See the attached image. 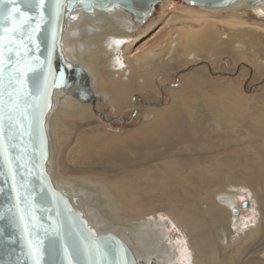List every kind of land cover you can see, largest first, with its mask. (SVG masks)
Here are the masks:
<instances>
[{
  "label": "bare ground",
  "instance_id": "1",
  "mask_svg": "<svg viewBox=\"0 0 264 264\" xmlns=\"http://www.w3.org/2000/svg\"><path fill=\"white\" fill-rule=\"evenodd\" d=\"M162 5L163 14L169 16L168 19H164L165 25L170 27L168 33L156 39L154 45L139 52L132 53L131 44H127L123 57L119 53L133 33L139 30L141 35L147 34L153 25L144 26V29L143 24H140L133 28L131 16L123 11L109 14L97 12L96 16L85 13L77 22L70 25L64 35V49L73 61L82 64L91 75V88L96 93L115 91V94L118 92L130 101L128 94L132 92L133 83L140 87L155 88L156 77L164 72L201 59H208L210 63L217 65L226 54H230L236 63L240 59H246L253 63L256 70L264 68V55L256 48H252L258 36L261 38L264 35V21L252 20L249 17V13L252 12L260 17V20L264 19V1L252 4L242 1L220 8L194 4L183 7L178 6L174 0H164ZM225 11L229 13L224 14ZM185 81L187 83L182 86L183 90L180 88L183 93L179 89L173 91L172 107L157 110L148 123L139 127L137 134L142 136L138 140L139 147L136 142L127 146L130 152H135L133 157L140 160L142 157L137 158L135 154H142L143 150L147 149L145 154L152 155L154 151L152 149L160 147L156 144L157 139L162 141L163 146L168 147L174 140H180L171 148V155L165 156L167 152L160 150L162 157L159 161L162 162L153 160L152 163H143L141 166H145L144 169H138L135 177L129 172L124 174L127 184H135L143 192L157 189L161 192L181 191L179 194L182 196L181 200H171L167 206V216L146 217L147 220L141 222L139 227H134L133 224H136L133 221L125 220L129 219L130 215L122 199L124 188L120 180L93 182L90 175L83 173L73 178L62 168V147L65 139L59 132L66 130L71 121L77 122L91 116L93 118L91 104L73 97L74 88H69L56 94L54 107L48 117L51 141L48 164L57 187L79 196L78 205L94 225L100 230H114L123 236L145 264H150L151 261L158 264H223L222 259H227L223 253L242 252L239 242L241 240L244 243L248 242L261 225L260 222L250 231L239 232L236 222L239 216L233 215L236 221L232 218L237 190L230 183L235 180H231L230 183L225 180L234 177L252 182L257 174L264 173V97L262 102L261 99L249 97L240 90V84H235L231 80L221 81V86H216L218 82L204 67L187 73ZM190 90L200 92L199 95L202 97L183 98ZM188 109L196 113L193 117H197L195 119L197 124L206 121L205 126L198 125L199 127L195 128L198 129L195 131L198 137L191 134L194 128L188 125L190 119ZM207 123H210L211 130L218 133L219 142H224L226 147L224 151H214V155L197 152L198 148H210L217 140L211 139ZM102 130L99 127L88 130L86 132L90 138L83 141L82 138L76 143L77 153L83 161L102 154L104 150L108 151L112 158L119 155L114 145L109 143L103 146L101 140L108 141V136ZM233 141L238 142L239 148L232 154L230 145ZM178 145H181V148H177ZM192 151L195 153L192 154ZM149 158L146 156V159ZM121 159L116 158L115 163H121ZM85 169L80 170L84 172ZM212 172L221 176L222 173L225 174V180L219 186H214L210 179L212 176H208ZM186 175L188 177L185 178ZM190 185L199 186L200 202H197L193 194L191 195L190 188L187 189ZM92 193L102 194L104 198L100 201L101 198L97 197L94 205L93 197L88 198ZM220 195H228L225 204L218 201ZM104 205L108 206L110 213L114 211L115 214H109L111 217L104 214ZM120 211H124V214H120ZM168 220L179 227L185 236L182 263L177 261L180 258L177 251L179 242L171 240L172 234L167 227ZM228 249L230 251H227Z\"/></svg>",
  "mask_w": 264,
  "mask_h": 264
},
{
  "label": "water",
  "instance_id": "2",
  "mask_svg": "<svg viewBox=\"0 0 264 264\" xmlns=\"http://www.w3.org/2000/svg\"><path fill=\"white\" fill-rule=\"evenodd\" d=\"M162 1L62 0L59 9L56 0H44L40 6L33 0H17L11 6L6 0L0 2V51L3 52L0 115L4 120L5 146L0 154V264H35L37 249L40 264H87L84 251L94 243L109 245L124 254L130 264H145L123 236L94 225L78 205L79 196L57 187L48 164L51 155L48 117L56 94L74 88L73 97L92 103L97 115L109 122H125L98 110L105 101L103 93L91 88V75L66 53L64 35L85 13L96 16L97 12L123 11L131 16L136 28L146 22L156 4ZM183 1L220 8L242 1L252 4L264 0ZM11 8L20 12L8 18L6 13ZM13 28L20 30L14 33ZM17 69L22 70V75H17ZM10 112L16 122L13 127L8 126ZM21 124L23 128L19 127ZM217 199L225 204L228 195ZM249 206V199L242 202L243 208ZM232 212L238 217L241 209L233 205ZM115 259L113 255L106 257L108 261Z\"/></svg>",
  "mask_w": 264,
  "mask_h": 264
},
{
  "label": "rangeland",
  "instance_id": "3",
  "mask_svg": "<svg viewBox=\"0 0 264 264\" xmlns=\"http://www.w3.org/2000/svg\"><path fill=\"white\" fill-rule=\"evenodd\" d=\"M174 2L178 6H183V7L192 5L183 0H174ZM163 7L164 6L162 5V2L159 4H156L154 13L150 16L147 22L142 25L144 29L147 25H153L152 29L147 34L141 35L139 30L133 33V35L130 37V40H128V42H126L123 45L119 53L121 57H123L124 55V51L126 49L125 47L127 46V44H131L132 53L136 51L139 52L141 50H144L147 47L154 45L155 42L158 39H160L161 35H166L168 33L170 27L165 25L164 19L166 18L168 19L169 16H166L165 13L163 14L164 12ZM223 13L227 14L229 12L225 11ZM249 17L252 20L264 21L263 18H261L260 20V17L256 16L252 12L249 13ZM258 38H260V36H258ZM258 38L255 40V43L254 45H252V48L254 49L256 48L257 50L260 51V54L262 53L264 55V44H263L264 35L260 39ZM124 60L126 62V59ZM210 62L211 61L208 59H201L198 61H193L192 63H188L186 65H182L180 67L174 68L170 71L164 72L156 77L155 88L140 87L138 86L137 83H133L132 89H131L132 92L131 94H128L130 101L127 100L126 96H121V94H119L118 92H116L115 94V91L113 93L112 91H109V90L104 91L103 96H104L105 101L101 102V104L98 106V110L101 112H104L109 117L121 118L122 120H125V122L107 121L103 117L97 115L94 111L93 104L88 102L91 104V109H92L91 112L93 113L92 114L93 118H91L92 117L91 116L87 118L88 120L87 119L78 120L77 122L71 121L68 125V128L69 127L71 128L69 129L67 128L66 129L67 131L62 130L61 132H59V135L61 137H64L65 139L63 141V147H62V158H63L62 168L65 169V172H67L68 175L72 176L73 178L74 177L76 178V176L78 177L79 174L83 173V175H90L92 179L94 180L93 182H95L96 180H98L96 182L119 181L120 180V184L124 188L122 199L126 203V210H127V213L130 215L129 219H125V220L126 222L127 220H131L136 225H138L136 226L132 223L134 227H139L141 222L147 220L145 219L146 217L153 218L154 216H157V215L167 216L168 212L166 213L167 211L166 208L170 204L171 200L180 201L182 198V196L179 195L181 194V191L179 189H177L179 190L178 192L177 191L161 192L159 189L149 191V192H145V191L143 192L141 188L136 187L135 184H131V185L127 184V180L124 177V174L126 172H129L130 175H132V177H135L137 176L138 169H144L145 166H141L143 163H147V162L152 163L153 160L156 162H162V160L159 161V158L162 157V152L160 150H164L165 152H167L165 156L169 154L171 155V151H172L171 148L173 147V145L176 144L177 141L179 143L180 140H176V141L174 140L173 143H171L172 145L168 147V145L163 146L162 141L157 139L156 144L160 145V147H157L158 149L154 147L155 149H152L154 150L152 155H150L149 153L145 154V152H147V149L143 150L142 152L143 155L138 154V153L135 154V157L138 158L139 156H141L143 158V159L141 158L140 159L141 161H140L139 159H135L133 157L135 152L134 153L130 152V149L127 148L129 144H135V142L138 144V147H139L138 140L142 138V136H140V134H137V133H139L140 128L143 127L145 123H148L153 118L157 110H165V109L171 108L174 103V99H173L174 92L173 91H179L180 88L182 89L187 83L185 81V75H187V73H190L197 69H201L203 67L206 68L208 73L211 75V77H213V79L218 82V84H215L216 86L218 85L221 86V81L225 82L227 80H231L235 84H240V90L244 94L248 95L249 97L261 99V102L263 101L262 99L264 97V68H261L262 70L261 69L256 70L253 63L246 59H240V61L236 63L230 54H226L223 60L217 65H214L213 62L212 63ZM215 66H217V68ZM182 90H180L181 93L184 92ZM199 93L200 92H196V91L194 92V90H190L189 92L184 94L183 98H185V96L186 97L188 96L187 98L189 99H191L192 97H198V96L202 97V95L201 94L199 95ZM116 95H118L119 97ZM116 98H119V99H116ZM188 110H189L188 118H190L188 119V125L190 124V126L194 128V129L192 128L193 130H191V134L194 137H198V134L196 136V132H195L198 129H195V128L199 127L200 125L203 126L206 121L202 122L201 124H197L195 120L197 117H193L196 115V113L191 112L190 109ZM191 115H192V118H191ZM145 120L146 121L148 120V121L146 122ZM207 126L206 127L209 130V134L212 137L211 139L213 140L216 138L217 140L216 142L213 143V146H211L210 148L208 149L198 148L197 152H199V154L210 153L214 155L215 154L213 153L214 151H217V152L224 151L226 147H224L225 146L223 144L224 142L223 143L219 142L218 133L211 130L210 123H207ZM98 127L101 130L103 129L102 131H105L108 136V141L101 140V142H103V146L109 143L114 145L115 146L114 148L119 152V155L114 156L112 158V155L108 153V151L104 150L102 154L99 153L83 161L82 157L80 158L79 154L77 153L76 143L81 141L82 138H83L82 141L86 140L89 137V134L87 133L88 130L95 129ZM186 128L191 129V127H186ZM83 130L85 131L86 134L82 133ZM83 135L85 136V138ZM205 139H207V137ZM192 144L194 145V143ZM214 146H218V147H214ZM230 147L232 148L231 151H233L232 152L233 154L239 148L238 142L233 141ZM177 148H181V145H178ZM202 150L204 151L202 152ZM165 152H163V154ZM194 153L195 151H192V154ZM177 154H181V153L177 152ZM123 156L127 160H125ZM146 156H148V158L150 157L149 160L146 159ZM106 157L108 158L106 159ZM132 157L134 158V161H132L133 159ZM116 158L119 160L121 159L122 162L120 161L121 163L116 164L115 163V161H117ZM81 168H86V169L84 172H82L80 170ZM212 168H215V167H212ZM221 168L224 169V167H221ZM208 176L209 177L212 176L210 179L213 182L214 186H219L225 180V174L223 173L221 176V174L219 173L212 172V174ZM186 177H188V175H186L185 178ZM231 180H235V181L230 183ZM225 182L230 183V185H232L233 187H236V189L235 188L234 189L237 190V198H236L235 205H238L241 208V213L237 221L233 217V214H232V218H233V221H236L238 223L237 228L239 232L250 231L254 229L260 222H261V225L259 226V229L257 233L255 234V236L251 238L248 242L244 243L242 240L239 242L242 252L240 253L235 252L232 254L223 253L227 257V259L226 260L222 259V262L223 264H264V173L257 174L255 180L252 182L246 181V180L242 181V179L234 178V177L229 180L226 179ZM249 182H251L252 184L249 185ZM248 187H250V189H252L253 191H251ZM189 188H190L191 195L193 194L192 196L196 198L197 202H200L201 190L199 186L195 185L194 187H192L190 185L188 186L187 189ZM92 197H93L92 202L94 205L96 204L97 197L101 198L99 199L100 201H102V198H104L102 194L97 195V193H95V195L94 193L88 195L89 199L90 198L92 199ZM247 199L250 200V206L248 208H243L242 202H244ZM202 202L203 201H201V203ZM104 206L105 208L104 209L102 208L103 212L108 217H111V215L115 214L114 211L110 213V209L108 208L107 205H104ZM94 210L97 212V208H95ZM139 213L140 215H137ZM117 214H119V212ZM120 214H124V211H120ZM142 214H145V215H142ZM169 221L170 220H168L167 222V227H168V230H170L172 234L171 240L173 242L174 241L179 242L177 251L180 253V258L177 261L182 263L183 260L181 258L184 257L183 251H184L185 244H186L185 239H184L185 236L179 227H177L176 225H173L171 221L170 222ZM227 251H230V250L228 249Z\"/></svg>",
  "mask_w": 264,
  "mask_h": 264
},
{
  "label": "snow or ice",
  "instance_id": "4",
  "mask_svg": "<svg viewBox=\"0 0 264 264\" xmlns=\"http://www.w3.org/2000/svg\"><path fill=\"white\" fill-rule=\"evenodd\" d=\"M0 2H5V0H0ZM16 2L17 0H6V3L9 6L14 5ZM33 2L36 6H40L44 3V0H33ZM81 2H83V0H81ZM61 3H62V0H56L57 9H59ZM19 12H20L19 9L11 8V11H8L6 15L8 18H11L13 14H18ZM19 30H20L19 28H13L14 33ZM35 30L36 29H34L33 31ZM29 39H31L30 36H29ZM2 56H3V52L0 51V62H2ZM16 72L18 76L22 75V70L17 69ZM2 76H3V72L0 71V77ZM11 82L12 81L10 77L9 83L11 84ZM10 99H11V96H10ZM0 100H2V94H0ZM2 111L3 109L0 108V113H2ZM21 115L23 116L24 113L21 112ZM8 121H9V124H8L9 127L15 126L16 122L13 120L11 112L9 113ZM30 125H31V121H29V126ZM19 127L23 128L24 125L21 124L19 125ZM3 139H4V120H3L2 115H0V154H3V152L5 151ZM36 251H37V259L35 261V264H40L38 249ZM84 255L87 258V264H130V262L127 260L124 254H122L119 251H116L115 249H111L109 245H104V244H95V243L91 244L90 246L85 248ZM109 255L115 256L116 259L114 261L106 260V257Z\"/></svg>",
  "mask_w": 264,
  "mask_h": 264
}]
</instances>
